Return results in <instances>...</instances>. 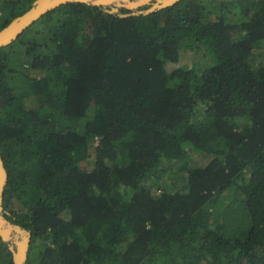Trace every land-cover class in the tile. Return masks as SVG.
I'll list each match as a JSON object with an SVG mask.
<instances>
[{"label": "trees", "instance_id": "obj_1", "mask_svg": "<svg viewBox=\"0 0 264 264\" xmlns=\"http://www.w3.org/2000/svg\"><path fill=\"white\" fill-rule=\"evenodd\" d=\"M0 152L26 264H264V0L47 12L0 47Z\"/></svg>", "mask_w": 264, "mask_h": 264}, {"label": "water", "instance_id": "obj_2", "mask_svg": "<svg viewBox=\"0 0 264 264\" xmlns=\"http://www.w3.org/2000/svg\"><path fill=\"white\" fill-rule=\"evenodd\" d=\"M180 0H35L23 14L15 17L0 29V47L16 41L18 37L47 12L68 2H82L93 6L104 7L105 11L130 17L148 15L172 6ZM123 9L129 12H122ZM9 173L0 152V236L12 252L13 264H26L32 243V232L26 227L6 217L3 206L4 190L8 184Z\"/></svg>", "mask_w": 264, "mask_h": 264}, {"label": "rangeland", "instance_id": "obj_3", "mask_svg": "<svg viewBox=\"0 0 264 264\" xmlns=\"http://www.w3.org/2000/svg\"><path fill=\"white\" fill-rule=\"evenodd\" d=\"M181 65H188V66H194L197 67L199 65H207L212 63V59L210 56L207 57L206 54H204L203 51L198 52L197 54H186L184 53L181 61H180ZM29 98H27L26 100H28Z\"/></svg>", "mask_w": 264, "mask_h": 264}]
</instances>
